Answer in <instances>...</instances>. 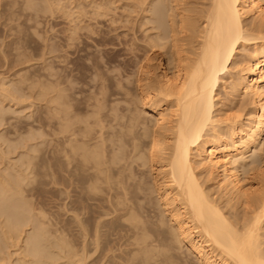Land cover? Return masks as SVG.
Returning <instances> with one entry per match:
<instances>
[{
	"label": "bare ground",
	"instance_id": "obj_1",
	"mask_svg": "<svg viewBox=\"0 0 264 264\" xmlns=\"http://www.w3.org/2000/svg\"><path fill=\"white\" fill-rule=\"evenodd\" d=\"M167 4H165L166 6L163 4L159 10L157 9L161 23L158 25L159 27L156 24L158 31L156 38L158 37L162 42H160L161 44L169 41V44L167 43L169 46L164 48L162 54L167 69L163 66V63H158L156 64L157 73L152 69H144V74L137 76L136 100L138 98L140 101L139 104H141L143 111L141 107L140 110H135L134 105V110H130L125 122H120L123 119L121 116L122 119L118 121L119 129L116 128V130L114 129L106 135L102 132L101 127L92 132V128L80 127L79 120L74 119V144L72 143L74 152H71L72 150L70 149V152L74 153V200L75 198L85 197L83 199L90 200L92 198L94 200L96 198L98 201H103L104 198H99V195H101L99 192L105 194V202L108 203L107 212L114 214L115 218L113 219L112 215L110 221L124 220L128 222V225L135 230L132 237L135 239V243L139 245L138 253L143 262H149L148 259L152 258V249L156 245V239H152L150 234L153 229L151 232H147L148 228L145 229L143 226V221L146 218L143 217L144 215L142 216L141 207L138 205L132 206V200L129 203V196L132 195V190H139L140 192L138 191L137 193H141V196H144L147 190L143 185L144 181L141 175L135 168L131 170L130 167L132 163L139 166L147 165L151 176L150 188L158 195L160 203L158 202L157 204L162 206L160 211H164L171 222L169 232L173 236L172 238L185 248L184 251L186 250L193 254L198 263L264 264V246H261L262 240L260 238V229L262 228V222H264V188L249 194L248 188L243 183L244 177L240 172V169L245 170L246 153L252 147L256 148L260 135L264 131V0H209L201 15L202 26L197 32L199 39L196 42L197 36L193 37L195 38L196 46L190 48L191 50L188 54H182L181 47L177 44L174 27L176 22L171 11L172 7H167ZM32 6L30 5V7ZM82 7L84 8V6ZM93 8H95L94 5L92 10ZM91 13L93 14V12ZM99 13L101 12L99 11ZM247 14L253 19L250 24H248L249 22L245 24L246 19L244 20V16L246 17ZM191 20H189L190 24L193 21ZM180 21L182 23L183 18ZM193 26L195 25L193 24ZM103 40L101 36L97 38L98 43ZM248 43L251 45L249 51H247L248 46L245 47ZM240 47L247 49L245 51V48H242L244 50L243 56L237 55V57L240 56L238 58L241 61L239 59L236 60V54ZM157 55L160 60V55L158 53ZM77 59L79 60V58ZM231 69L234 70L232 74L229 72ZM226 75L229 78L227 81ZM221 80L222 82L220 83L219 81ZM93 81L95 80L93 79ZM219 87L229 90L227 92L229 95L227 100L229 99L233 102V98L238 100L240 98H237V96L240 95H249L250 99H257L261 105L260 112H248L244 121L241 117L220 118L222 115L218 113L220 108H216V104L219 102L216 98ZM106 90L103 93L106 94ZM244 102L240 103L243 104ZM223 106L226 108L225 105ZM82 110L80 109V111ZM226 115L228 116V114ZM68 125L66 126L68 127ZM12 149L15 150V146ZM62 151L61 153L64 154V149ZM68 155H70L69 152ZM31 157L32 155L27 156L23 167L20 168L18 166L20 169L18 167L16 169L12 168L15 171L12 174L11 172L10 174L6 172L8 175L0 173V261L6 258L2 261L4 263L7 260V255L12 256L14 254H8L5 249H7L6 247L10 242H16L14 244L17 248L13 249L16 258L14 256L15 259L8 257V260H15V264H84V257H86L84 241L81 245L80 255L77 250L72 249L73 245H69L68 242L71 241L63 238L68 233L67 231V233L64 232V236L57 235L59 229L60 232L65 231H62L61 228L63 227L58 226L59 229L56 227L52 229L49 227L50 223L46 224L44 220L46 218L45 210L43 211L44 208L40 205V202H43L41 197L44 194L41 193L42 195L38 198L42 200H38L36 204L32 203V200L28 198L33 194L39 195L41 188L39 189L40 186L38 187V184L39 182L43 184L42 181L37 182L35 178L36 184L34 177L38 175V180H40V177L42 179V176H40L42 171L40 169L44 164L35 162L39 167V170L37 168L39 174L36 172L34 174L31 173L36 170L35 166H30ZM258 165H261L260 160L257 163ZM51 167L54 168L52 169L54 172L55 167L50 166L49 168L51 169ZM49 171L51 170L47 172ZM47 172L44 171V173ZM29 173H31V176ZM52 173H50V177H52L51 181L53 182V178L56 175L53 173V176ZM57 181L63 182V180L59 179ZM57 181H54V183L57 184ZM42 184L39 185L42 186ZM44 191L46 192V188ZM148 191L150 193V190ZM129 192L131 195H129ZM232 198L243 204L241 213L229 210V202ZM33 202H36V200ZM75 205V209L72 208V211L77 209V205L76 207ZM85 206H82V208ZM80 208L78 209L80 210ZM107 212L105 211V214ZM74 217L76 219V216ZM81 217L82 219L77 217V220H75L76 225L79 227L76 232L85 235L87 229L85 226L88 227L89 222L87 224L88 219L83 218L84 216ZM140 217L142 218L140 219ZM161 219L163 218L161 217ZM161 219L152 222L156 229L163 224H160L163 221H160ZM99 220L101 219L98 218V221L93 224V230L92 227L90 228L91 232L93 231L92 235H94L95 250L105 238V236H102L103 240L99 241V239H102L100 236L103 234L99 232L101 224ZM54 224H51V226ZM107 227L109 226L103 228ZM103 228L101 227V229ZM88 230L87 232H89ZM104 231H108V229H104ZM22 232L24 233L23 237H21ZM60 232L59 234H61ZM14 244L12 245L15 246ZM103 246L104 244L101 247L103 248ZM16 249L20 250L16 252ZM3 255L5 256L3 257ZM133 257V254H129L126 260H124L125 258L123 259L124 263L122 261L119 262H122L121 264H130L129 261ZM62 258H65V261L63 259V261L59 262L58 260ZM168 259V255L164 254L163 258L158 262L148 264H164L165 262L168 263ZM12 262L14 264V261L9 263L12 264Z\"/></svg>",
	"mask_w": 264,
	"mask_h": 264
},
{
	"label": "rangeland",
	"instance_id": "obj_2",
	"mask_svg": "<svg viewBox=\"0 0 264 264\" xmlns=\"http://www.w3.org/2000/svg\"><path fill=\"white\" fill-rule=\"evenodd\" d=\"M167 2L169 3L167 4ZM208 3L209 0H0V173L8 175V173L10 174L11 172L12 174L15 172L14 169H16V167H23L28 155H32L30 159V166L33 165V167L35 166L36 169L31 173L34 174L35 172H39V167L37 166L39 162L40 164L42 163V165L44 164L42 168L39 164L40 168L43 169H40V171H42L40 174L42 179L40 177V180H38V175L35 177L32 175L34 179H37V182H43V184L39 182V184H42V186L38 184V187L40 186L39 189L41 188L40 194L37 196L33 194L34 196L30 195L28 198L32 200L31 202L34 204L38 203L37 201L41 198L43 199L44 205L43 202H39L44 208H42L43 211L45 210L44 212L46 218L44 220L46 221V224L48 225L50 223L49 227L52 229H54V227L59 229L58 226L63 227L61 228L62 231H65L60 232L59 229L61 234H59L57 231V235L64 236V234L68 232L63 238H65V240L67 239L68 241H71L72 243L68 242L69 245H73L72 249H75V251L77 250V253L79 254L81 253V245L84 241V253L86 254V257H84L85 261L83 260L84 264H121L124 258V260L128 258L129 254L134 255L131 261L128 260L130 264H148L151 262H158L163 258L164 254L168 255L169 257L168 263L165 262L164 264H200L195 259L193 254H190L186 250L184 251L185 248L182 245L180 246V244H178V242L172 238L173 236L169 232L171 222L169 221L167 214L164 213V211H160L162 210V206L157 204L159 202L158 195L150 188L151 176L147 169V165L139 166L135 163H132L130 167L131 170L135 168V170H137L141 175L142 180L144 181L143 185L147 188L145 195L141 196V193L138 194L137 192L139 190H132V195L130 192L129 195L131 196L127 195L130 197L129 203L132 200V206L138 205L141 207L142 216L144 215L143 217L146 218V221L142 219L144 220L143 226L145 229L148 228L147 232H151L153 229L154 232L152 231L153 233L151 232L150 234L152 239L155 238L157 241H155L156 245H154L152 249V258L148 259L149 262H143L140 254L137 251L139 245L135 243V239L132 237L135 230L132 229L128 225V222L124 220L119 221L116 219L118 222H115V220L114 222L110 221V219H112V215L113 219L115 218L114 214H109L107 212L108 203L105 202V194L99 192V194H103L101 196L97 192L100 199L104 198L103 201H98L96 198L94 200L92 198L90 200L83 199L85 197H80L79 199L75 198L74 200V153L71 152H74V119L79 120L80 125H78L80 127L86 129L92 128V132H95L97 129H99V127H101V130H103L102 132L105 133V135L109 132H112L114 129L116 130V128L119 127L118 121L123 118L120 122H125L126 117L130 114L131 109L140 110L142 108L141 104H139L140 101L138 98L136 100V78L144 74V69H152L157 73L158 68L156 67V64L158 63H163V66L167 69V65L164 62V56L162 54L164 48L169 46V41L165 43L163 42L164 44H161L162 42L158 39V37L156 38L158 32L157 26L161 23L158 12L160 6L167 4V7H172L171 11L174 16V21L176 22L174 24L175 36L177 38L176 41L178 42L176 43L179 47H181L180 49L182 50V54H188L191 50L190 48L196 46L195 44L198 41L197 39H199L197 32L202 26L201 15ZM30 5H35L39 8H36L35 6L30 7ZM93 5L95 7L93 8L94 11L92 10ZM82 6H84V8ZM90 11L93 12L94 15ZM99 11L102 14L99 13ZM182 12L186 15H184ZM247 15L246 17L244 16V20L246 19L245 24L248 22V24H250L253 19L250 15ZM181 18H183L182 23L180 21ZM191 19L196 21L193 22ZM189 20L192 21L191 24L189 23ZM193 24L195 26L192 27ZM181 35L183 36L181 37ZM100 36L103 37L104 40L98 43L97 38ZM196 36V39L193 38ZM247 46L248 50L245 48ZM250 46V43H248L245 47H240L236 54V60H238V57H240H237V55L243 56L244 50L242 48H245V51H249V49H251ZM78 50L80 51L78 52ZM157 53L160 55L162 60L158 59L159 56ZM77 58H79V60ZM229 72L232 74L234 70L231 69ZM99 78L102 80V82ZM93 79L95 81H93ZM227 80H229V78L226 75V81ZM219 82L221 83L222 80ZM105 90L106 94L103 93ZM4 91H8L9 93H5ZM217 91L216 98L219 100V102H221L220 105L222 104V109L220 105H218L219 102L216 104V108H220H218V113L222 114H220L221 116L218 114L220 118L241 117L244 121L248 112L254 111L259 113L261 110V105L259 104L258 100L252 97V99H250L249 95L237 96V98H240L238 100L233 98L235 102L234 103L229 99L227 100L229 97L227 92L229 90H224L223 88L219 87ZM85 99H88L89 102ZM241 99L242 101H245V104H241ZM222 101L224 102L222 103ZM232 102L236 106H234ZM134 105L135 107L133 109ZM223 105H225L226 108ZM92 106L95 108L93 109ZM80 109L82 111H80ZM141 110L143 111V108ZM143 113L145 114V112ZM113 114L115 117H113ZM226 114H228V116ZM146 116L148 115L146 114ZM105 123L109 124L106 125ZM66 125H68V127ZM16 128L17 130L15 131ZM14 146L15 150H13L14 148L12 149ZM63 149L64 154L61 153L63 152ZM70 149L72 150L71 152ZM66 151L67 153H65ZM51 152H53V154H51ZM68 152L71 156L68 155ZM65 156L69 159H66ZM56 158L57 160H55ZM259 160L261 161V165L257 166ZM65 161H68V165ZM50 166L55 167L54 172L52 171L54 168L51 167L50 169ZM47 168H49L48 170H51L56 176H54L51 171L47 172ZM63 168L65 169L63 170ZM44 171L47 173H44ZM240 172L244 177L243 183L245 184L246 188H248L247 191L249 194L264 188V131H262L260 135V140L256 148L252 147L246 153L245 170L240 169ZM31 173H29L30 176ZM50 173H52L54 176L53 182L51 181L52 177H50ZM47 174L49 175V178ZM49 179L52 183L49 181ZM57 179L63 180V182L57 181ZM54 181H57L58 183L56 184ZM66 187L68 188L66 189ZM45 188L46 192L44 191ZM148 190H150V193ZM41 193L44 194V196L39 199L38 197L42 195ZM132 196L134 197L133 199ZM35 200L36 202H33ZM74 204L77 205V209L79 207L82 208V206H86L82 209L80 208V210L76 209L72 211ZM229 205V210L231 211L234 210L241 213L243 210V204H240L235 198L230 200ZM105 211L108 214H105ZM103 214H105V216H103ZM160 215L163 219H161ZM74 216H76V219H74ZM81 216H84L83 218H86V220L88 219L87 224L89 222L88 227L85 226L87 228L85 232L86 236L83 235V233L78 234L76 232L79 227L76 225L75 220H77V217L82 219ZM98 218L101 219L99 221L101 222L100 226L102 228L106 226L109 227L101 229L99 226V232L103 233L100 237L102 238V236H105L104 241H102L104 246L102 248V244H98V248L95 250L93 243L94 235H92L93 231L91 232L90 228L92 227V230L94 229L93 224L95 221H98ZM141 218L142 217H140V219ZM148 218L149 220H147ZM157 219H161L160 221L163 220L160 222V224L165 223L164 226L161 224L163 228L161 226L160 228H157L158 231L152 223ZM51 224L57 225L51 226ZM84 225L86 224L84 223ZM104 229H108V231H104ZM87 230L89 232H87ZM260 234V238L262 240L261 246H264V222H262ZM23 235L24 233L21 237H23ZM101 240H103V238L99 239V241ZM14 243L10 242L6 247L7 249L5 250H7L8 254H15L13 249L15 250L17 246ZM74 245L77 247L75 248ZM18 250L20 249H16V252ZM7 252L5 253L7 254ZM14 254H12V256H7L9 258L15 259L16 254ZM4 256L5 255H3V257ZM12 259H9L8 261H14L15 264V260ZM63 259L65 261V258L59 259L58 261L61 262ZM7 260L5 261L6 263H3L2 261L0 262H2V264H8L9 262ZM119 261L122 262L120 263Z\"/></svg>",
	"mask_w": 264,
	"mask_h": 264
}]
</instances>
